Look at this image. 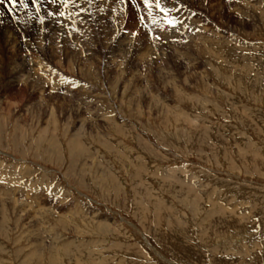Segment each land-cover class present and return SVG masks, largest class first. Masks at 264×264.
<instances>
[{
    "label": "rangeland",
    "instance_id": "374dc122",
    "mask_svg": "<svg viewBox=\"0 0 264 264\" xmlns=\"http://www.w3.org/2000/svg\"><path fill=\"white\" fill-rule=\"evenodd\" d=\"M24 3H0V264H264V0Z\"/></svg>",
    "mask_w": 264,
    "mask_h": 264
},
{
    "label": "bare ground",
    "instance_id": "6f19581e",
    "mask_svg": "<svg viewBox=\"0 0 264 264\" xmlns=\"http://www.w3.org/2000/svg\"><path fill=\"white\" fill-rule=\"evenodd\" d=\"M10 3H11V0H8ZM30 1H34L35 2V0H30ZM39 1V4L41 3V0H38ZM49 2H50V0H49ZM1 9H2V7H1V5H0V11H1ZM22 14H24V16H26V15H28V13H27V11H24V12H22ZM29 14H31V15H33L32 17H35V18H37V17H39V16H41L40 15V13L37 11V12H30ZM48 26H52V24L51 23H49L48 24ZM7 28V27H6ZM203 52V51H202ZM35 81H36V79H35ZM41 81V80H40ZM34 82V81H33ZM38 82V81H37ZM35 83V82H34ZM2 193V192H1Z\"/></svg>",
    "mask_w": 264,
    "mask_h": 264
},
{
    "label": "snow or ice",
    "instance_id": "6c2138e0",
    "mask_svg": "<svg viewBox=\"0 0 264 264\" xmlns=\"http://www.w3.org/2000/svg\"><path fill=\"white\" fill-rule=\"evenodd\" d=\"M0 3H3V0H0ZM12 4H16L17 0H11ZM19 3L27 7V5L24 3V0H19ZM163 11V9H161Z\"/></svg>",
    "mask_w": 264,
    "mask_h": 264
}]
</instances>
